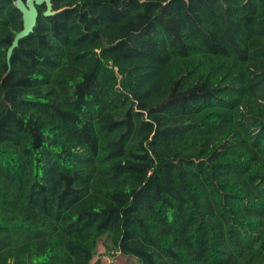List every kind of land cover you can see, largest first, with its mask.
Returning a JSON list of instances; mask_svg holds the SVG:
<instances>
[{"label": "trees", "instance_id": "trees-1", "mask_svg": "<svg viewBox=\"0 0 264 264\" xmlns=\"http://www.w3.org/2000/svg\"><path fill=\"white\" fill-rule=\"evenodd\" d=\"M0 0V264H264V0Z\"/></svg>", "mask_w": 264, "mask_h": 264}, {"label": "water", "instance_id": "water-1", "mask_svg": "<svg viewBox=\"0 0 264 264\" xmlns=\"http://www.w3.org/2000/svg\"><path fill=\"white\" fill-rule=\"evenodd\" d=\"M46 3L48 6L47 14L51 12L52 0H16L15 5L23 14V28L16 34L8 51V59L16 47L19 46L20 41L27 37L34 29L37 19L39 17L38 6Z\"/></svg>", "mask_w": 264, "mask_h": 264}, {"label": "rangeland", "instance_id": "rangeland-1", "mask_svg": "<svg viewBox=\"0 0 264 264\" xmlns=\"http://www.w3.org/2000/svg\"><path fill=\"white\" fill-rule=\"evenodd\" d=\"M108 238L105 236L101 239L97 255L92 264H140L134 256L124 255L120 252H114L106 248L105 244Z\"/></svg>", "mask_w": 264, "mask_h": 264}]
</instances>
